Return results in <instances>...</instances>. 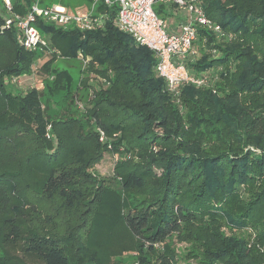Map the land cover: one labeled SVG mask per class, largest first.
I'll use <instances>...</instances> for the list:
<instances>
[{
	"label": "trees",
	"instance_id": "16d2710c",
	"mask_svg": "<svg viewBox=\"0 0 264 264\" xmlns=\"http://www.w3.org/2000/svg\"><path fill=\"white\" fill-rule=\"evenodd\" d=\"M88 1L93 5L96 0ZM33 2L14 0L13 11L25 15ZM200 3L224 36L232 34L246 42L223 48L212 32L198 29L209 50L201 48L196 63L187 60L188 70L199 74L220 66L217 87L231 90L220 98L211 90L185 86V114L173 104L167 83L156 72L153 53L116 27L117 5L107 7L104 0H97V11L108 16L103 29L64 30L43 21L37 27L43 37L49 36L50 46L67 45V55L81 51L100 64L111 63L115 77L109 88L98 92L91 110L100 133L119 134L138 147L137 161L119 173L123 191L145 195L122 214L137 242L138 264H175V254L160 253L156 246L183 231L194 235L191 254L199 264H264V253L249 250L244 240H226L202 223L210 209L219 210L234 225H252L264 248V0ZM165 6L169 7L157 4L156 13L168 16ZM0 29V41L14 55V73L24 69L22 62H32L44 53L26 51L18 43L17 31L5 27L1 14ZM210 48L220 51L216 58L211 57ZM230 63L234 72L228 68ZM10 100L32 119L38 135H44L38 91ZM89 139L91 143L69 156L47 150L51 169L39 190L27 199L29 208L17 212L18 218L4 221L8 227L4 241L13 246L23 242L24 251L43 264H103L100 250L90 244L96 232L91 216L101 214L98 211L105 207L109 192L91 174L103 157L99 133H91L85 141ZM11 195L5 182H0V215L11 214ZM37 202L48 204L51 211L44 213ZM48 224L54 229L47 230Z\"/></svg>",
	"mask_w": 264,
	"mask_h": 264
},
{
	"label": "rangeland",
	"instance_id": "374dc122",
	"mask_svg": "<svg viewBox=\"0 0 264 264\" xmlns=\"http://www.w3.org/2000/svg\"><path fill=\"white\" fill-rule=\"evenodd\" d=\"M42 2L46 6H62L70 12L86 13L92 8L88 0H42ZM97 7L98 5L96 11ZM164 8L168 10L169 15L163 13L159 16L167 21L169 28L174 29L175 25L185 21V11L174 5ZM0 14L4 18L8 17L2 0H0ZM214 35L223 48L233 43L246 42L232 34L223 37ZM44 37L48 40V49L39 54L38 59L22 62L24 69L18 74L14 73L17 66L14 64L12 50L0 41L2 89L0 93L8 96L0 98V182H5L12 194L11 214L0 215V264H43L24 251L23 242L20 241L17 246H13L4 241V235L8 231L4 221L18 218L17 212L21 214L29 208L27 199L32 198L34 192L39 190L51 169V166L47 165V150L69 156L78 147L91 143L92 137L87 142L85 138L95 132L99 133L103 157L91 169V174L102 180L103 188L109 193L105 207L98 211L101 214L91 216L95 219L96 232L90 244L100 250L103 264H138L137 242L125 227L122 214L124 209L144 200L145 195L138 191H123L119 175L125 166L137 161L138 147L124 141L119 134H114L112 137L106 134L102 136L95 125L91 110L98 92L109 88L115 77L111 63L100 64L94 57L81 51L73 56L67 55L69 48L67 45H62V48H59L58 44L50 46L49 36ZM201 48L209 50L207 39L199 34L194 46L197 56L190 58L188 62L196 63L201 58ZM219 52L210 48L212 58H216ZM12 64L14 67H11ZM228 68L235 71L232 63ZM222 69L220 66H215L199 74L194 73V70H190V73L207 79L206 86H196L197 88L211 90L213 94L222 98L231 90L226 88L225 91H219L217 87ZM187 85L191 84H185L177 92H168L173 104L178 106L182 114L186 112L182 102V91ZM31 90H37L41 95V111L45 120L44 135H38L32 119L23 116L10 100L19 101ZM26 191L29 192L27 197ZM243 196L248 199L247 196ZM37 204L44 213L51 211L48 204L44 202ZM207 214L202 222L204 226L216 230L218 235L226 240H244L249 250L256 249L264 253V248L258 243V234L252 225H234L219 210L210 209ZM21 223L19 219V224ZM196 225L199 226V223ZM88 227L82 232L85 233ZM45 228L54 229L51 224ZM193 236L190 232L183 231L180 235L170 237L164 244L157 245L156 248L160 253L175 254V264H199L196 261L198 259L191 254L196 242Z\"/></svg>",
	"mask_w": 264,
	"mask_h": 264
},
{
	"label": "built area",
	"instance_id": "2783aa9c",
	"mask_svg": "<svg viewBox=\"0 0 264 264\" xmlns=\"http://www.w3.org/2000/svg\"><path fill=\"white\" fill-rule=\"evenodd\" d=\"M2 1L8 13L5 27L17 31L18 43L29 52H45L49 46L37 27L38 21L64 30L89 32L103 29L108 18L107 13L96 11L97 0L86 13L70 12L57 5L43 6L40 0H34L25 15L13 11L12 0ZM104 4L117 5L116 27L153 53L155 70L170 92H177L185 84L207 85L206 77L190 73L185 62L197 56L194 46L198 29L204 28L220 37L224 33L219 24L207 17L200 0H104ZM156 4L175 5L186 12L185 21L176 29L169 28L167 21L156 13Z\"/></svg>",
	"mask_w": 264,
	"mask_h": 264
},
{
	"label": "crops",
	"instance_id": "0c3cea01",
	"mask_svg": "<svg viewBox=\"0 0 264 264\" xmlns=\"http://www.w3.org/2000/svg\"><path fill=\"white\" fill-rule=\"evenodd\" d=\"M179 16H180V15H179ZM180 17H181V16H180ZM177 18H178V17H177ZM183 18H184V17H183ZM181 19H182V17H181ZM176 26H178V25H175V27H174L175 29H176Z\"/></svg>",
	"mask_w": 264,
	"mask_h": 264
},
{
	"label": "water",
	"instance_id": "95a60500",
	"mask_svg": "<svg viewBox=\"0 0 264 264\" xmlns=\"http://www.w3.org/2000/svg\"><path fill=\"white\" fill-rule=\"evenodd\" d=\"M0 32H1V29H0Z\"/></svg>",
	"mask_w": 264,
	"mask_h": 264
}]
</instances>
